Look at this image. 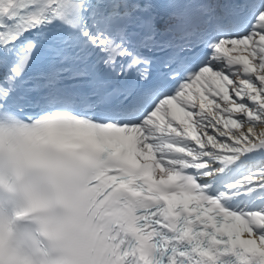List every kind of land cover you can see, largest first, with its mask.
<instances>
[{
  "label": "snow or ice",
  "instance_id": "6c2138e0",
  "mask_svg": "<svg viewBox=\"0 0 264 264\" xmlns=\"http://www.w3.org/2000/svg\"><path fill=\"white\" fill-rule=\"evenodd\" d=\"M156 7L0 0V264H264V0Z\"/></svg>",
  "mask_w": 264,
  "mask_h": 264
},
{
  "label": "bare ground",
  "instance_id": "6f19581e",
  "mask_svg": "<svg viewBox=\"0 0 264 264\" xmlns=\"http://www.w3.org/2000/svg\"><path fill=\"white\" fill-rule=\"evenodd\" d=\"M259 131V130H258Z\"/></svg>",
  "mask_w": 264,
  "mask_h": 264
}]
</instances>
